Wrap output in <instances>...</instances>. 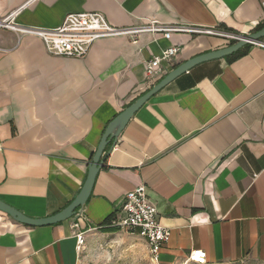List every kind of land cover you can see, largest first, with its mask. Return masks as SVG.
I'll use <instances>...</instances> for the list:
<instances>
[{"label":"crops","instance_id":"0c3cea01","mask_svg":"<svg viewBox=\"0 0 264 264\" xmlns=\"http://www.w3.org/2000/svg\"><path fill=\"white\" fill-rule=\"evenodd\" d=\"M263 3L0 0V20L14 12L19 26L52 28L68 13L95 10L118 27L156 20L244 35L264 22ZM172 45L179 52L148 76L146 62ZM229 45L205 32L141 33L106 37L68 57L0 26V198L30 217L63 210L110 120L175 67ZM233 54L194 65L140 106L75 216L28 226L0 211V264H83L78 235L85 240L115 217L142 185L171 233L159 264H184L193 249L206 251L207 264L264 263V46Z\"/></svg>","mask_w":264,"mask_h":264},{"label":"built area","instance_id":"2783aa9c","mask_svg":"<svg viewBox=\"0 0 264 264\" xmlns=\"http://www.w3.org/2000/svg\"><path fill=\"white\" fill-rule=\"evenodd\" d=\"M13 14L14 12H11L7 19L0 20V26L24 34L29 33L38 36L46 46L47 51L57 56L82 57L90 51L93 43L100 39L122 35L136 38L141 33H158L166 39H170L174 32L184 33L186 31L218 34L231 41L233 39L237 41L242 37L241 34L234 31L200 28L188 23L163 24L156 20L118 27L111 24L104 13L95 10L68 13L59 26L52 28L19 26L12 22L11 17L14 16ZM253 43L264 46L263 41ZM179 50L178 45H172L164 49L161 55H155L151 60H148L145 64L147 75L150 77L155 76L161 71L162 62L171 60L170 58L174 57ZM145 189V186L142 185V187H137L126 194L120 211L113 218V224L126 230L138 231L139 234L144 236L151 250L152 259L159 264L161 248L170 240L171 233L158 218V209L153 202L149 201ZM78 236L79 243H83V236L81 234ZM192 262L207 264L206 251L193 249L184 264Z\"/></svg>","mask_w":264,"mask_h":264},{"label":"water","instance_id":"95a60500","mask_svg":"<svg viewBox=\"0 0 264 264\" xmlns=\"http://www.w3.org/2000/svg\"><path fill=\"white\" fill-rule=\"evenodd\" d=\"M262 39H264V27L260 30L242 35V37L232 45L219 48L215 51L202 53V55H198L192 57L191 59H188L186 62L172 69L162 80H160L150 90H148V92L141 95L133 103L128 105L122 112H120L112 120H110L108 123L109 125L107 126L101 138L100 144L94 151L93 157L88 167V176L84 184L82 185L79 194L69 203V205L64 207L63 210L53 215H49L48 217H30L19 210L17 207L15 208L14 206L8 204L0 198V211L9 215L14 221H19L28 226H48V224L63 222L65 219L75 216L76 213L85 205V202L91 195L94 182L98 175V171L109 157L110 149L116 143L117 137L125 129L128 121L140 109V106L142 104H144L160 88L171 82L172 79H174L181 73L186 72L194 65L201 63L204 60L218 59V57H224L233 54L235 51L248 45L249 43L262 41ZM109 144H111V146L109 150L106 151V148L109 146Z\"/></svg>","mask_w":264,"mask_h":264},{"label":"rangeland","instance_id":"374dc122","mask_svg":"<svg viewBox=\"0 0 264 264\" xmlns=\"http://www.w3.org/2000/svg\"><path fill=\"white\" fill-rule=\"evenodd\" d=\"M81 252L83 264H157L152 259L146 238L138 232H131L120 227L112 232L104 231L99 227L92 230L84 240ZM218 264L264 263L244 260L239 263Z\"/></svg>","mask_w":264,"mask_h":264},{"label":"trees","instance_id":"16d2710c","mask_svg":"<svg viewBox=\"0 0 264 264\" xmlns=\"http://www.w3.org/2000/svg\"><path fill=\"white\" fill-rule=\"evenodd\" d=\"M264 27V22L262 23H259L258 24V27L256 28V30H260L261 28ZM226 30L228 31H231L232 32V29H229V28H226ZM237 33V32H236ZM234 42H236L235 39L232 40V44H234ZM252 44V43H249L247 46H245L244 48H240L239 50L235 51L234 52V56H240V55H243L247 48L249 47V45ZM114 218V214H111V216L107 217L100 225H99V228L103 229L104 231H109V232H112V231H115L117 230L119 227L114 225L113 224V219Z\"/></svg>","mask_w":264,"mask_h":264}]
</instances>
